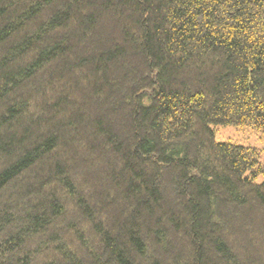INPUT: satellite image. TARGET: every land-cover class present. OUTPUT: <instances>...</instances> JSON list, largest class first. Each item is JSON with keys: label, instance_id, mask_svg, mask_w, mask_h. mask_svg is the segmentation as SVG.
I'll return each mask as SVG.
<instances>
[{"label": "trees", "instance_id": "16d2710c", "mask_svg": "<svg viewBox=\"0 0 264 264\" xmlns=\"http://www.w3.org/2000/svg\"><path fill=\"white\" fill-rule=\"evenodd\" d=\"M264 0H0V264H264Z\"/></svg>", "mask_w": 264, "mask_h": 264}, {"label": "rangeland", "instance_id": "374dc122", "mask_svg": "<svg viewBox=\"0 0 264 264\" xmlns=\"http://www.w3.org/2000/svg\"><path fill=\"white\" fill-rule=\"evenodd\" d=\"M213 128L216 141L252 146L264 152V131L237 126H214Z\"/></svg>", "mask_w": 264, "mask_h": 264}]
</instances>
